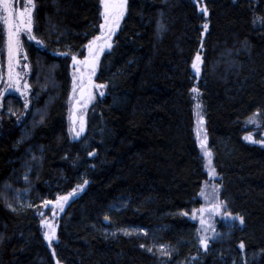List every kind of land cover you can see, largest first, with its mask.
I'll return each mask as SVG.
<instances>
[{
	"label": "trees",
	"instance_id": "1",
	"mask_svg": "<svg viewBox=\"0 0 264 264\" xmlns=\"http://www.w3.org/2000/svg\"><path fill=\"white\" fill-rule=\"evenodd\" d=\"M99 1L33 0L28 107L0 110V264H264V0H126L74 137L69 71L99 34ZM193 88L221 201L244 220L207 249L184 215L206 181ZM43 205L59 211L50 244Z\"/></svg>",
	"mask_w": 264,
	"mask_h": 264
},
{
	"label": "rangeland",
	"instance_id": "2",
	"mask_svg": "<svg viewBox=\"0 0 264 264\" xmlns=\"http://www.w3.org/2000/svg\"><path fill=\"white\" fill-rule=\"evenodd\" d=\"M117 3L120 0H116ZM33 12H34V2L31 0H7V11H5V4L0 3V25L2 26L4 32V39L2 47L0 49V110L2 107V102L5 98L11 97L18 99L22 103L29 102L30 89L25 90L23 85L28 84L27 79L29 76V62L25 52V43H33L38 48H42L41 43H37L36 39H30L33 36ZM104 12L103 4L101 0L99 1V16L100 25L105 23L102 13ZM126 12V0L123 6V16L119 18L118 24H113L114 31L109 32L108 28L101 30L99 25V34L97 37H102L100 40H96V37L90 42L95 41V46L97 48L98 56L95 57L98 62L102 55L108 52L112 48V38L114 37L117 29L119 28ZM7 25L10 27V31L14 34L12 41V50L10 54V61L8 60V43H7ZM86 46L84 52V57L82 59H76L71 65L69 71L70 85H69V97L67 101L68 106V132L72 136H77L81 134L84 130L86 123V115L89 108L94 103L95 99L101 94L99 87L95 83L96 71L92 72L84 68L85 62L93 58L89 55V44ZM20 87V91H16L17 87ZM86 86V97L83 101L79 102V110L76 112V122L71 123L72 117V107L74 102L77 101L80 89ZM20 92H25V95H21ZM194 106V121H195V135L197 143L199 145V151L203 162L204 171L206 173V181L202 184L200 192L198 194L199 206L196 209L186 212L184 215L187 219L193 222L196 226L195 232V242L204 249L200 244V238L206 237L208 242L216 239L220 234L225 235L236 225H240L239 220L231 219L232 215L226 211V208L219 207L220 189L217 173L213 167L212 159L210 154L205 155V149L200 146V141L204 139V128L202 124L199 123V119L202 116L201 105L198 100L196 93L193 94ZM199 104V109L196 105ZM37 117V118H36ZM39 116H34L32 119V127ZM251 126V125H250ZM251 128V127H250ZM250 134H246L244 138L248 137ZM207 150V149H206ZM208 152V151H207ZM209 153V152H208ZM27 204V201H26ZM29 204V203H28ZM47 209L44 205L38 209L40 214L41 222L43 224V236L45 238V233L49 232L50 229L47 224H52L55 228L56 226V216L59 211L56 207H53L48 215L45 216L44 212ZM204 211L201 212L200 210ZM43 214V215H42ZM195 214V218H193ZM201 220L204 221L203 225ZM46 243L51 242L46 240Z\"/></svg>",
	"mask_w": 264,
	"mask_h": 264
},
{
	"label": "snow or ice",
	"instance_id": "3",
	"mask_svg": "<svg viewBox=\"0 0 264 264\" xmlns=\"http://www.w3.org/2000/svg\"><path fill=\"white\" fill-rule=\"evenodd\" d=\"M29 2H31V0H29ZM124 2H125V0H120L119 3H117L116 0H101V3L103 4V7H104V12L102 13V15H103L104 21H105V23L100 25L101 30L105 29L106 27L108 28L109 32H113L115 30L114 27H113V24H118L119 23V18L123 16ZM0 3H4L5 4V11H7V0H0ZM201 11H203L204 14L207 15L206 9H201ZM161 27H162V25H161ZM203 27H204L205 30H207L208 25L204 24ZM13 35L14 34L11 31H9V33H8V42H9V52H10V54H11V50H12ZM29 38L30 39H35V37H33V36H30ZM100 39H102V37H96V40H100ZM37 43H40V41L37 40ZM97 48H99V46H95V41L90 42L89 51H90V55L93 58L98 56ZM73 60L74 61L76 60L75 56H73ZM201 63H202V57H201L200 53L197 52V54H196V56H195V58H194V60L192 62V68L195 70V75L197 77H199L201 75V67H200ZM29 87L30 86L27 83H25L23 85V88L25 90L29 89ZM99 87L102 88V87H104V85H100ZM16 91H18V92L20 91V87L19 86L16 88ZM192 91L194 93L198 94V89L193 88ZM20 94L23 96V95H25V92H20ZM24 106H25V108H27L28 107V103L26 102ZM199 107H200V105L197 104L196 108L199 109ZM258 115H259L258 113H254L251 117L248 118L247 123L248 124H254V125H257L259 127L260 126V121L258 120ZM199 123L203 124V117H200ZM246 139H251V134L248 137H246ZM206 141H207V137L205 136L204 139L200 141V146H201L202 149H205V155L207 156V155H209V153L206 150ZM89 155H92V153H89ZM86 183H87V181H85V184ZM78 187L82 188V186H78ZM75 194H76L75 190H73V192L69 193L67 196H58L56 201L54 202L55 206L58 207L62 211L63 207H64V204L69 200L70 197L74 196ZM50 203H53V202L52 201H48V200L44 201V205L45 206H47ZM218 206L226 208V205L224 204L223 201H220ZM200 211L203 212L204 210L201 209ZM193 218H195V214H194ZM107 219H108V217L106 216L105 220H107ZM231 219L239 220L241 225H243V223H244L243 218L239 217V216H232ZM42 223H44V221H42ZM203 223H204V221L201 220V224L202 225H203ZM47 227L50 229V231L45 233V239L51 242L53 239H55V228H54V226L52 224H47ZM125 234H128V233L125 231ZM200 244L205 249H207V239H206V237H201L200 238ZM141 247H144V245H141ZM239 247L241 248V250H243L245 245L243 243H241L239 245ZM160 248H161V251H165V246L164 245H161ZM147 250L149 252H151L152 248L149 247Z\"/></svg>",
	"mask_w": 264,
	"mask_h": 264
},
{
	"label": "water",
	"instance_id": "4",
	"mask_svg": "<svg viewBox=\"0 0 264 264\" xmlns=\"http://www.w3.org/2000/svg\"><path fill=\"white\" fill-rule=\"evenodd\" d=\"M10 31V27L8 25V33ZM8 48H9V42H8ZM89 55H90V51H89ZM84 68L86 70H90L92 72L96 71L97 68V61L94 58H90L88 59L85 64H84ZM86 97V86H83L78 94V98L77 101L74 102L73 107H72V117H71V123L74 124L76 122V112L79 110V105L78 103L83 101Z\"/></svg>",
	"mask_w": 264,
	"mask_h": 264
},
{
	"label": "flooded vegetation",
	"instance_id": "5",
	"mask_svg": "<svg viewBox=\"0 0 264 264\" xmlns=\"http://www.w3.org/2000/svg\"><path fill=\"white\" fill-rule=\"evenodd\" d=\"M7 43H8V25H7ZM8 60L10 61V52H8Z\"/></svg>",
	"mask_w": 264,
	"mask_h": 264
}]
</instances>
